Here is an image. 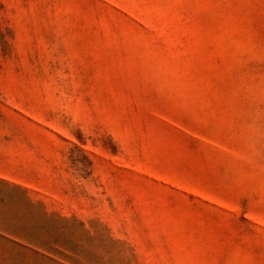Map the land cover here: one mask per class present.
Wrapping results in <instances>:
<instances>
[{"label":"rangeland","instance_id":"1","mask_svg":"<svg viewBox=\"0 0 264 264\" xmlns=\"http://www.w3.org/2000/svg\"><path fill=\"white\" fill-rule=\"evenodd\" d=\"M0 264H264V0H0Z\"/></svg>","mask_w":264,"mask_h":264},{"label":"crops","instance_id":"2","mask_svg":"<svg viewBox=\"0 0 264 264\" xmlns=\"http://www.w3.org/2000/svg\"><path fill=\"white\" fill-rule=\"evenodd\" d=\"M6 183V182H5ZM6 185H9L8 183H6ZM11 187H12V189L14 188V186L13 185H11Z\"/></svg>","mask_w":264,"mask_h":264}]
</instances>
